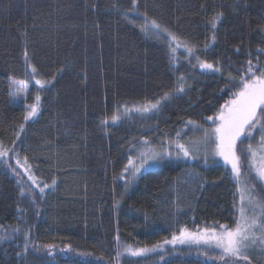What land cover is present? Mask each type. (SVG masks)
I'll list each match as a JSON object with an SVG mask.
<instances>
[{
    "label": "trees",
    "instance_id": "trees-1",
    "mask_svg": "<svg viewBox=\"0 0 264 264\" xmlns=\"http://www.w3.org/2000/svg\"><path fill=\"white\" fill-rule=\"evenodd\" d=\"M262 49L264 0H0V145L10 150L0 157V264H221L195 243L117 258V237L149 248L182 228L235 227L239 185L229 165L167 160L131 184L124 169L145 141L167 148L209 126L248 62L264 68ZM165 94L158 110L135 111ZM36 96L39 112L25 121Z\"/></svg>",
    "mask_w": 264,
    "mask_h": 264
},
{
    "label": "snow or ice",
    "instance_id": "snow-or-ice-1",
    "mask_svg": "<svg viewBox=\"0 0 264 264\" xmlns=\"http://www.w3.org/2000/svg\"><path fill=\"white\" fill-rule=\"evenodd\" d=\"M135 5L136 0H132ZM222 13H218L210 21L211 28L215 29L217 23L222 17ZM151 27L160 29V25L155 21H152ZM147 31V26L144 29ZM162 31H166L162 29ZM175 40V37H172ZM215 33H213L212 40L215 41ZM207 47V45H206ZM175 51V49H173ZM189 52L192 49H188ZM261 51H264L262 49ZM199 61V57H196ZM25 60L27 62V53H25ZM30 66V65H29ZM31 67V66H30ZM195 67V65H193ZM199 67L208 71L218 72L220 69L214 67L212 63L199 61ZM33 76L36 74L37 69L31 67ZM257 73H259L257 75ZM233 80L235 78H232ZM181 86L177 89L179 92L184 91L182 86L183 77H179ZM36 83L41 88L45 87L50 81L36 80ZM237 90L233 93L232 99L225 102L221 106L218 114L215 117L214 123L216 124L210 132L205 133V143L208 138L215 137V147L213 152L215 155L221 157L225 164L231 165V172L234 174L237 182L239 183V177L241 176V156L237 151V142H243L242 138L250 139L252 137L253 130L259 128L261 131V143L264 144V68H256L253 70L251 61L248 62L247 76L241 77L236 82ZM19 95V93H17ZM169 99V95L165 94L161 100H157L155 103L148 102L147 104L135 109L137 112L147 113L153 110H158L162 101ZM39 96L35 97V103L29 105V111L24 116V120L28 121L35 117L39 112L38 102ZM259 112V114H258ZM120 119L119 115L114 114L111 117V121L116 123ZM207 119L212 120L213 117ZM107 120H102L101 123H107ZM189 123H193L189 121ZM22 127V126H21ZM179 135V133L177 134ZM144 150L139 152L137 161L129 159L128 166L125 167V172H131L133 179L142 172V170L151 166L163 159L166 155L171 153L161 150L156 151L154 148L148 146V142H144ZM176 148L179 153H183L184 157L190 155V150L184 144L176 142ZM251 151V145L248 148ZM10 150L0 145V157L7 156ZM255 156V153H252ZM19 164V160L17 161ZM22 167L25 168L28 174V179L32 181L34 185L39 184L35 175L30 174L31 166L25 158ZM15 171V169H13ZM257 178L264 182V164H262L256 170ZM19 175V173H17ZM56 184V181H52V185L44 184L40 187L39 191L42 194L45 188L52 187ZM264 188V183H262ZM30 191V190H29ZM240 192V204H234L237 208L238 217L235 221V227H229L222 225L220 231L217 232L215 228H205L198 232H191L187 228L180 230L179 236L174 235L171 241H164V243H195L197 245H203L208 250H219V256L221 264H251L249 260V251L259 247L264 252V200L258 199L254 195V191L245 182L244 187L239 189ZM21 195H24V189H21ZM27 241V236H25ZM49 249V255H51V245L47 246ZM121 247L123 252H121ZM160 247L159 244L153 245L151 248H133L131 245L121 244L119 237H117V252L116 256L119 258L123 253H127L131 256H141L149 252H154ZM25 250H27V243L25 244Z\"/></svg>",
    "mask_w": 264,
    "mask_h": 264
},
{
    "label": "rangeland",
    "instance_id": "rangeland-1",
    "mask_svg": "<svg viewBox=\"0 0 264 264\" xmlns=\"http://www.w3.org/2000/svg\"><path fill=\"white\" fill-rule=\"evenodd\" d=\"M170 38H171V41L179 49H183L185 52L190 53L188 51L189 48L187 46L183 45L182 43L179 44L176 40H173L172 37H170ZM26 91H27V86H25V85L23 87L20 86L17 90V93H19V95H17V96L24 97L26 94ZM258 114H259V112H258ZM215 117L212 120H208L209 126L204 127V126H198L197 125V127H199V129H201V130H199L201 132L199 134H198V132H195L194 134H187L186 135V141H184V142L179 138H175V139H173V141H170L168 143V145L166 146L167 148H160V146H158V145H156L154 147L151 146V148H154L156 151L164 150V151L171 153V155H166L163 159L159 160L158 162H156L154 164H151V166H149L147 168L158 167V166L160 167L161 165H163V162L167 161V160H174V159L181 160V159H185V158L191 159L192 161H203L206 164H207V162H209L212 159H216V160L218 159L221 163L225 164L224 160L221 157L215 155L213 152V149L215 147V137L208 138L207 143L204 142L205 141V133L210 132L216 126V124L214 123ZM194 125H196V124H194ZM248 141H249V144L246 147V152L248 153V158H249V160H248L249 164L247 166L248 170L244 171L245 170L244 165H243V163H241V176L239 177V183L237 182V184L239 185V189H241L244 187L245 182H247V185L253 189L254 195L258 199L264 200V190H263L264 188H262V186H260L264 182H261L257 178V172H256L257 168H259L262 164H264V144L261 143V131L259 130V128L256 130H253L252 137L250 139H248ZM176 142L184 144L186 147L189 148L190 155L188 157H184L182 152L179 153V155H178L179 150L176 148ZM242 143L240 141L237 142V151H238V154L241 156V160L243 159L242 149L244 150V148H245V147L243 148ZM249 145H251V151L248 150ZM252 153H255V156H253ZM9 155H10V153L8 152L7 156H9ZM138 155H139V152L137 153V155L135 156L133 161H137ZM14 157H15L16 161L19 160V164L22 167L25 160L22 157H20V155L18 153H14ZM229 166L231 167V165H229ZM22 168H23V171L26 173L25 168L24 167H22ZM246 172H248L250 175H253V176H249L248 173H246ZM128 173H129L128 179L130 182L129 184H131L132 182H134L137 179L138 175L136 176L135 179H133L131 176V172L129 171ZM26 174L28 177L29 173H26ZM30 174L34 175L33 172H31V168H30ZM255 181H257L259 185L256 184ZM239 196H240V192H239ZM239 204H240V200H239L238 206H239ZM209 229H212V228H209ZM198 231H201V230L191 231V232H198ZM219 231H217V232H219ZM179 234H180V232L177 233L176 236H179ZM166 244L167 243L160 244V247H158L156 249V251L146 253L145 255L156 254V253L165 251ZM171 244L177 245L179 243L177 242V243H171ZM146 248H148V247H146ZM149 248H151V247H149ZM204 251H205L204 253H206L208 255V252L206 250H204ZM212 252L215 253L216 259L218 260V262L221 261L220 256H219V250L212 251ZM145 255H141V256H145ZM248 255H249V260H250L251 264H264V252H262L259 247H256L254 250H250ZM211 256H209V257H211Z\"/></svg>",
    "mask_w": 264,
    "mask_h": 264
}]
</instances>
